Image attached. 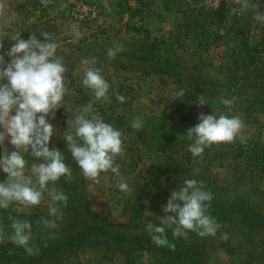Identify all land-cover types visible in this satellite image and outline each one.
<instances>
[{
  "label": "rangeland",
  "instance_id": "374dc122",
  "mask_svg": "<svg viewBox=\"0 0 264 264\" xmlns=\"http://www.w3.org/2000/svg\"><path fill=\"white\" fill-rule=\"evenodd\" d=\"M75 1L0 0V43L3 44L0 52L8 47V38L15 32H20L25 39L29 33L42 39L41 34L47 33L58 45L57 55L66 69V91L63 105L55 111V116L50 118V122L55 126L54 135L50 140L51 147L65 148L63 138L65 133L70 131L67 128V119H73L89 106L93 115H97L95 112L99 107L126 114L125 124L132 128H135L132 122L136 119L141 121L140 126L147 127L159 117L165 100L175 95L178 83L167 74L156 71L157 67L151 62L138 59V56L168 54L176 59L178 57L177 61L181 66L205 78H224L220 65L228 45L224 41L219 44L208 39L210 45L206 47L205 35L202 43L197 46L192 32L174 28L175 23L181 21L182 14L176 9H170L168 0H151L149 6L133 17L130 16V8L137 6L136 0H85L96 4L99 9L96 19L90 21H80L75 17ZM227 1L230 6L227 17L229 25L232 21L237 22L238 26L243 24V32L238 35V40H246L249 44L250 41L264 42V0ZM204 3L213 7L217 0H205ZM200 17L203 18L202 15ZM206 21L211 23L207 27L208 33L211 34L212 20L208 18ZM117 45L120 50L110 57L108 50ZM261 48L264 50V44ZM262 55L264 56V53ZM89 67L98 69L109 83L106 97L97 99L93 90L82 84L84 72ZM197 94V101L189 105L196 116V124L200 113L210 114L213 111L216 115L237 116L242 121L237 137L264 140V109H250L236 97L230 98L231 105H224L222 95L212 96L205 89H201ZM114 95L116 101L112 99ZM118 96H123L124 100L120 101ZM119 130L122 151L114 157V166L118 167L119 175L107 170L101 172L98 177L91 178L83 175L81 171L85 197L103 216L113 222L123 221L124 206L134 198L137 186L141 187L147 181L145 167L159 158L158 154L147 151L138 143V132ZM12 148L6 139L3 145H0V152ZM25 160V175L32 176L35 180L31 166L38 163L27 158ZM199 162L197 168L207 164L201 156ZM234 164L225 162L220 167L217 162L211 163L219 182L227 187L230 197L236 196L238 200L264 210V178L250 180V168L243 170L240 159L239 167H234ZM121 178L128 184V189L118 188ZM49 190L50 183L42 190L41 201L37 205L11 202L18 211H30L32 207L42 205ZM163 205L159 200L145 203L142 208L143 221L159 222V216L165 215ZM225 228L216 239H223L233 245L234 249L229 253L221 247L211 251L208 264H264V234L249 236L235 227ZM89 252L91 253L83 251L81 258H91L93 253ZM99 264L122 263L117 259L102 261Z\"/></svg>",
  "mask_w": 264,
  "mask_h": 264
},
{
  "label": "trees",
  "instance_id": "16d2710c",
  "mask_svg": "<svg viewBox=\"0 0 264 264\" xmlns=\"http://www.w3.org/2000/svg\"><path fill=\"white\" fill-rule=\"evenodd\" d=\"M168 1L170 9L182 14L181 21H177L174 28L192 32L197 46L205 35L206 47L210 45L208 39L219 44L224 41L228 45L220 65L224 78H205L181 66L178 57L176 59L168 54L138 56V59L155 65L156 71L173 78L178 87L175 95L165 100L159 117L147 127L142 125L135 129L128 126L125 124L126 114L114 109L99 107L95 112L117 129L138 132V143L159 156L158 160L145 167L147 181L143 186H137L134 198L124 206L123 221L113 222L103 216L85 197L79 166L67 149L58 146L65 154L71 175L50 182V190L45 194L42 205L34 206L30 211H18L13 202L6 208H0V264H99L117 259L122 264H208L211 251L221 247L229 253L234 249L223 239H216L226 226L240 229L249 236L264 234V210L254 208L236 196L230 197L227 187L219 182L211 165L217 162L222 167L225 162L229 165L234 162L237 168L240 159L243 170L250 168V180H262L264 140L236 136L230 142L212 143L201 154L194 156L189 151L188 145L192 141L187 136V129L196 124V116L189 105L197 101V92L201 89L209 91L212 96L222 95V99L236 97L250 109H264V50L261 48L264 42L250 41L249 44L246 40H238V35L243 32V24L238 26L237 22L232 21L229 25L227 17L230 6L227 0H217L213 7L207 6L205 0ZM150 2L136 0L137 6L130 8V16L140 14ZM208 18L213 23L211 34L207 30L211 24L206 21ZM180 90H183V95L177 96ZM112 99L116 101L115 95ZM24 156L31 162H41L30 152H25ZM200 156L207 164L197 168ZM5 178V173L1 172L0 181ZM189 178L202 182L203 187L212 193L211 201L207 202V213L219 224L216 234L201 236L186 230L185 236L174 237L171 228H166L169 244L174 247L157 246L145 230L142 208L145 203L155 200L165 204L171 190ZM52 189L67 196L66 201L56 203V215H49ZM13 220L31 223V239L27 245L32 248L31 253L26 251L25 246L13 242ZM45 220L54 221V225L45 224ZM83 251H92V257L82 259Z\"/></svg>",
  "mask_w": 264,
  "mask_h": 264
},
{
  "label": "clouds",
  "instance_id": "9594fccd",
  "mask_svg": "<svg viewBox=\"0 0 264 264\" xmlns=\"http://www.w3.org/2000/svg\"><path fill=\"white\" fill-rule=\"evenodd\" d=\"M43 39L29 33L28 38L13 33L9 45L0 52V145L7 139L13 146L11 150L0 152V172L6 178L0 181V208H6L11 201L28 205H37L41 201L42 190L50 182L61 176H70L71 169L65 161V154L59 147H51L50 140L55 126L50 118L61 106L65 88V66L57 55V43L47 33ZM0 48L3 44L0 43ZM120 46L108 50V55L115 56ZM82 84L93 90L97 99L107 96L109 83L98 69L89 67L83 75ZM183 95V90L176 93ZM120 101L123 96H118ZM222 103L231 105L225 98ZM70 131L64 135L65 148L75 160L83 175L96 178L103 171L111 170L119 175L114 166V157L122 151L121 132L112 124L91 114V106L84 108L71 120L66 121ZM141 121L132 122L139 127ZM242 121L237 116L200 113L198 123L187 129L189 151L199 155L208 145L216 142L232 141ZM39 158L40 163L32 164L35 176L25 175L26 160L24 153L29 152ZM118 188L128 189V184L121 178ZM52 204L49 215H56L57 202L67 200L66 194L52 189ZM212 193L203 187L202 182L194 178L185 179L179 187L171 190L167 202L162 206L165 215L159 216V223L148 220L145 230L157 246L170 245L166 228H171L174 237L186 235V230L199 235H215L218 222L207 213ZM171 213V214H169ZM45 224L54 225V221L45 220ZM14 243L25 246L26 251L31 239V223L24 220L12 222Z\"/></svg>",
  "mask_w": 264,
  "mask_h": 264
},
{
  "label": "built area",
  "instance_id": "2783aa9c",
  "mask_svg": "<svg viewBox=\"0 0 264 264\" xmlns=\"http://www.w3.org/2000/svg\"><path fill=\"white\" fill-rule=\"evenodd\" d=\"M74 15L80 21H90L96 19L99 9L96 4L85 0H76L74 4Z\"/></svg>",
  "mask_w": 264,
  "mask_h": 264
}]
</instances>
